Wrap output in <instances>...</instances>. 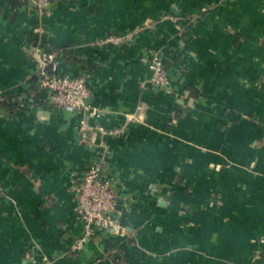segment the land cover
<instances>
[{"label": "crops", "instance_id": "obj_1", "mask_svg": "<svg viewBox=\"0 0 264 264\" xmlns=\"http://www.w3.org/2000/svg\"><path fill=\"white\" fill-rule=\"evenodd\" d=\"M40 50L85 78L87 111L47 104ZM0 109V264H264V0H0ZM83 117L107 131L91 146ZM94 162L124 230L74 252Z\"/></svg>", "mask_w": 264, "mask_h": 264}, {"label": "built area", "instance_id": "obj_2", "mask_svg": "<svg viewBox=\"0 0 264 264\" xmlns=\"http://www.w3.org/2000/svg\"><path fill=\"white\" fill-rule=\"evenodd\" d=\"M18 1L32 3L45 15H50L53 2V0ZM102 43L116 45L120 43V38H107ZM142 61L147 63L150 69V84L159 88L170 86L168 70L159 55L153 54L149 59L142 58ZM37 69L40 79L39 87L49 106L68 113L88 110L90 90L84 77L59 74L54 53L46 50L39 51ZM3 118L5 113L0 109V121ZM93 130L102 134L107 133L104 128L91 125L83 117L78 125L79 142L85 146H91L90 135ZM114 133L116 132L112 134ZM76 202V213L82 222L83 232L71 244L74 252L82 250L90 237L100 231L114 234L124 230L117 218L118 197L100 162L90 164L84 171L76 188ZM45 264L50 263L45 262Z\"/></svg>", "mask_w": 264, "mask_h": 264}, {"label": "water", "instance_id": "obj_3", "mask_svg": "<svg viewBox=\"0 0 264 264\" xmlns=\"http://www.w3.org/2000/svg\"><path fill=\"white\" fill-rule=\"evenodd\" d=\"M162 205H164V202H161Z\"/></svg>", "mask_w": 264, "mask_h": 264}, {"label": "trees", "instance_id": "obj_4", "mask_svg": "<svg viewBox=\"0 0 264 264\" xmlns=\"http://www.w3.org/2000/svg\"><path fill=\"white\" fill-rule=\"evenodd\" d=\"M2 106V105H1Z\"/></svg>", "mask_w": 264, "mask_h": 264}]
</instances>
